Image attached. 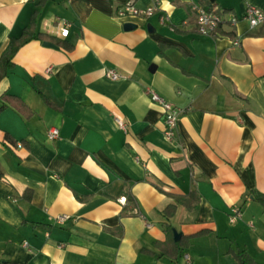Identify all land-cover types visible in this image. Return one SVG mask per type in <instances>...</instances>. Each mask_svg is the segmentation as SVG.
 I'll use <instances>...</instances> for the list:
<instances>
[{"label": "crops", "instance_id": "1", "mask_svg": "<svg viewBox=\"0 0 264 264\" xmlns=\"http://www.w3.org/2000/svg\"><path fill=\"white\" fill-rule=\"evenodd\" d=\"M127 1L0 0V54L35 9L36 33L71 44L32 39L0 79L25 106L0 111V264H236L237 250L264 264V24L243 19L264 0H205L238 19L214 36L197 31L200 0L118 16ZM146 88L182 111L172 141Z\"/></svg>", "mask_w": 264, "mask_h": 264}, {"label": "built area", "instance_id": "2", "mask_svg": "<svg viewBox=\"0 0 264 264\" xmlns=\"http://www.w3.org/2000/svg\"><path fill=\"white\" fill-rule=\"evenodd\" d=\"M151 1V6H148L146 8H137L136 6H134L133 1L129 0L120 6L117 14L121 17L128 15L149 16L157 9L160 0ZM193 10L196 12L197 31L203 35L214 36L221 24L227 22L231 25H234L238 20L235 16L225 18L224 14L218 9H211L208 11L199 6H194ZM243 19L248 22L250 27L260 26L264 24V11L255 6H247L243 14ZM69 26L70 24L68 22L59 20L56 23L58 35L60 37H66L68 35ZM234 44H238L237 40H234ZM105 76L112 80H115L119 77V74L113 69H107L105 72ZM145 92L152 101L157 102L161 106L163 113V137L167 141H172L175 137L177 121L179 116L182 114V111L171 103L165 101L152 89L146 88ZM115 121L120 129L126 130V123L123 120L117 118ZM47 136L49 139H56L59 136L58 129H48ZM239 215V210L233 207L230 210L229 221L233 222ZM67 217L68 216L66 214H61L56 216L55 221L61 224L67 219ZM184 257L186 264H189V256L186 254Z\"/></svg>", "mask_w": 264, "mask_h": 264}, {"label": "trees", "instance_id": "3", "mask_svg": "<svg viewBox=\"0 0 264 264\" xmlns=\"http://www.w3.org/2000/svg\"><path fill=\"white\" fill-rule=\"evenodd\" d=\"M202 7L205 10H210V5L205 1V0H200ZM42 3V1H41ZM38 9H35L33 12L30 23L28 26H26L22 30V35L19 38H13L10 39L7 46L4 48L2 53L0 54V79L6 75L7 71L12 68L13 66V56L17 52V50L27 43L28 41L32 39H40L42 41H48L52 42L55 45L65 48V49H70L71 44L64 40H59L54 37H49L47 35L41 34V33H36L35 28H36V17H37ZM6 103L8 104H13L14 106H24V104L21 102L20 99L10 96L8 94H2L0 96V111L6 106ZM25 107V106H24ZM254 199L258 201L262 207H264V193H253ZM127 200L132 203V205H135L134 199L132 196L129 194L127 195ZM177 200L182 201V197H177ZM175 206L174 205H169L167 206V209H165V213L167 215H171L174 211ZM169 236L172 237V232L169 229L168 230ZM173 242V241H172ZM174 244V249L173 251L169 254L171 258L175 259L178 254H179V249H180V244L181 240L178 242H173ZM234 258L236 261V264H259L256 261H254L250 255L244 251V250H237L234 252Z\"/></svg>", "mask_w": 264, "mask_h": 264}, {"label": "water", "instance_id": "4", "mask_svg": "<svg viewBox=\"0 0 264 264\" xmlns=\"http://www.w3.org/2000/svg\"><path fill=\"white\" fill-rule=\"evenodd\" d=\"M133 25L130 24V23H126L124 24V29L127 30V29H130ZM149 27V26H148ZM43 45L44 46H47V47H55L56 48V45L53 44L52 42H48V41H44L43 42ZM181 236V233L180 232H177L176 230L173 229V238L175 241H178L179 238Z\"/></svg>", "mask_w": 264, "mask_h": 264}]
</instances>
